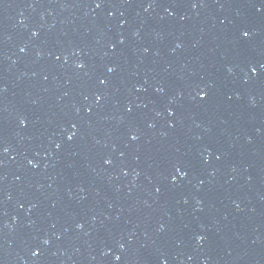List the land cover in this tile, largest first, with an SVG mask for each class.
Segmentation results:
<instances>
[{
	"label": "water",
	"instance_id": "water-1",
	"mask_svg": "<svg viewBox=\"0 0 264 264\" xmlns=\"http://www.w3.org/2000/svg\"><path fill=\"white\" fill-rule=\"evenodd\" d=\"M0 264H264V0H0Z\"/></svg>",
	"mask_w": 264,
	"mask_h": 264
},
{
	"label": "snow or ice",
	"instance_id": "snow-or-ice-1",
	"mask_svg": "<svg viewBox=\"0 0 264 264\" xmlns=\"http://www.w3.org/2000/svg\"><path fill=\"white\" fill-rule=\"evenodd\" d=\"M243 35H244L245 37H247V36L249 35V33H248L247 31H245V32L243 33ZM253 71H255V69H253ZM69 139H71V137H69Z\"/></svg>",
	"mask_w": 264,
	"mask_h": 264
}]
</instances>
